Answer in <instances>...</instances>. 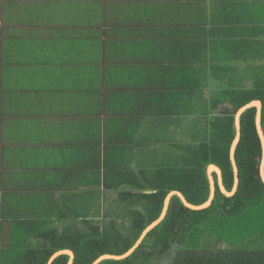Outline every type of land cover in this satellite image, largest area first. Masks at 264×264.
Returning <instances> with one entry per match:
<instances>
[{"label":"trees","instance_id":"16d2710c","mask_svg":"<svg viewBox=\"0 0 264 264\" xmlns=\"http://www.w3.org/2000/svg\"><path fill=\"white\" fill-rule=\"evenodd\" d=\"M78 1L85 7L75 13L77 23H101L100 31L104 24H111L116 31L105 27L106 33L112 31L122 38L124 34L130 40L134 36L135 46H141L137 55L141 62H152L157 82L144 88L142 103L137 108L134 105L137 110L130 117L110 115L114 107L110 102L105 105L101 94L118 82L96 64L86 78L93 94L87 93L82 102H75L79 96L63 104L65 113L74 112L78 117L76 123L66 117L60 125L51 123L46 116L54 110L46 106L44 111L45 105L38 100L51 103L47 89L52 76L41 80L40 66L26 67L43 59L53 63L54 52L67 50L72 39L53 38V29L40 27L53 8L48 7L52 1L39 2L47 7L37 3V8L23 0L8 7L0 1V112L23 115L14 97L20 87L30 97L22 101L24 108H33L31 122L42 126L45 117L51 135L65 129L62 140L78 145L93 140L91 149L97 158L78 172L77 181H63L62 206L58 201L46 203L44 210L36 212V219L14 221L9 245L0 252V264H48L62 249L75 253L73 264H93L103 254L125 253L160 217L173 190L195 205L209 199L210 165L221 169L226 190L233 191L230 150L236 136L235 116L242 106L253 100L262 102L264 130V0ZM2 21H9L14 30ZM46 21L53 22V17ZM116 58L108 62L113 70ZM26 70L36 76L30 84L20 85ZM31 83L38 87L36 91L27 90V86L33 87ZM7 85L13 88L11 94ZM256 112L252 107L241 115V139L235 154L239 184L234 194L221 190L213 172L216 193L209 207L190 209L175 195L164 220L132 255L100 264H201L209 256L220 261L240 260L246 254L245 246L252 242H247L251 235L234 244L230 235L213 229L212 221L217 227L225 221L228 225L249 205L258 211L251 209L248 214L253 211L264 218L263 147ZM92 155H86L83 162ZM70 181L78 183V188L69 191ZM14 193H4L6 208L16 204ZM67 216L72 219L66 220ZM220 242L229 245L221 250ZM69 259L62 254L53 264H68Z\"/></svg>","mask_w":264,"mask_h":264},{"label":"crops","instance_id":"0c3cea01","mask_svg":"<svg viewBox=\"0 0 264 264\" xmlns=\"http://www.w3.org/2000/svg\"><path fill=\"white\" fill-rule=\"evenodd\" d=\"M0 1L6 2V7H8L15 0ZM23 1L29 2L37 8V3L39 6V2L45 0ZM50 1L52 3L50 2L48 7L51 4L53 8L47 11V13L50 12L47 18L49 20V16H52L53 22L45 21V24L48 22L49 25H52L53 38L60 36L72 39V42L68 44L70 47L67 50L54 52L55 61L53 63L45 62L47 60L43 59L44 68L42 63L36 62L35 64L28 63L26 67V69H39L40 66L42 70L41 80H47L48 75L52 76L51 85H49L51 88L47 89V92L51 94V103L47 105L44 100H38L42 103V107L43 104L45 105L43 107L44 111L46 106L54 110L49 116H46L47 119L51 123L58 122L60 125L66 117L68 120L70 119V122L72 121V124L76 123L78 117L74 112L65 113L66 106L63 104L77 99L79 96L81 97L75 102H82L87 97V93L93 94L94 91L89 90L90 84L86 78L89 77L96 64L104 66L107 69L108 77L110 79L116 78L118 82L117 85L109 87L101 94L102 102L105 105L110 102L109 104L114 107V112L109 114L130 117L129 115L137 110L134 105L137 108L138 103H142L141 95L145 93L144 88L150 87L153 82H157V78L153 77L157 69L152 68V62H141L140 56L137 55V49L141 46H135V37L132 36L130 40L128 36L122 35L118 30L123 38L115 35L112 31L106 33L105 27H107V30L116 31L111 24H104L103 31H100L101 23L91 20H83V22L77 23L75 13L82 11L85 7V4L81 1L79 3L78 0ZM43 6L47 7L45 4H40L39 7ZM59 7H63L64 10H60ZM1 8L2 5H0ZM1 23L14 30L9 21H2ZM11 34L13 36L14 33ZM6 38L12 37L6 36ZM124 38H126L125 41ZM114 57H117L115 61H119L115 63L116 65L113 66L115 69L113 70L108 62L110 63ZM47 64H50V67H47ZM66 74H71L69 76L72 81L70 88L66 86ZM1 75L2 73H0V77ZM24 76L25 79L23 80ZM35 76L26 70L22 73V80L19 84H30ZM31 84L33 87L31 88L29 85L27 90L28 88L31 90L38 89L33 83ZM11 89L13 88L7 85L6 90L9 93ZM21 91L22 89L19 87L14 97L23 108V115H18V111L15 113L10 111L9 114H4L3 109L0 112V220L2 222L0 226V252L9 245V234L15 220L36 219V212L44 210L43 205H46V203L58 201L62 206L63 181L67 178L77 181L78 172L86 170L97 159H94L96 154L91 149L94 144L93 140L84 141L81 145H78L62 140V134L66 132L65 129L51 135L50 130L45 126V117H43L42 126L38 127L31 122L33 108H24V102L22 101H26L30 97ZM40 116L38 115V117ZM20 118L22 119L19 120ZM73 119L75 120L73 121ZM89 153L93 155L83 162L84 157ZM77 156H79L78 159H76ZM67 159L70 160V165L67 163ZM63 168L66 170H62ZM73 181H70L69 191L78 188V183ZM83 181L85 182L86 179L83 178ZM7 191L15 192L14 194L18 196L16 204L14 203L8 208L4 206L6 203L4 193ZM31 205H35L32 206L34 209ZM249 216L250 221L239 220V224L233 226V229L237 227L239 230L247 223L260 224L264 222V218H260L258 213L255 216ZM68 218L72 219V217L67 216L66 220ZM229 239H231L230 236ZM247 240V242H252L249 246H245L247 249L246 254L240 257V260L220 261L209 256L205 263L201 264H264V228L252 234ZM228 245L226 242H220L217 246L223 250ZM150 263L163 264L154 261H150Z\"/></svg>","mask_w":264,"mask_h":264},{"label":"water","instance_id":"95a60500","mask_svg":"<svg viewBox=\"0 0 264 264\" xmlns=\"http://www.w3.org/2000/svg\"><path fill=\"white\" fill-rule=\"evenodd\" d=\"M255 107L257 109L256 112V126H257V131L259 134V137L261 139V143H262V147H263V155H262V161H261V166H260V173H261V177L262 180L264 181V130L262 127V102L260 100H253L247 104H245L244 106H242L238 112L236 113L235 116V125H236V136L233 140L232 146H231V150H230V157H231V162L233 165V169H234V175H235V186L233 191L228 192L223 184V177H222V172L221 169L218 166L215 165H210L208 167V173H209V178H210V182H211V193H210V197L209 199L200 205H195L192 204L191 202H189L184 194L178 190H173L172 192L169 193V195H167L166 199H165V203H164V207H163V211L160 215V217L155 220L154 222H152L149 226H147V228L143 231V233L141 234L140 238L136 241V243L125 253L121 254V255H115V254H103L100 257H98L93 264H100L102 261L104 260H110V259H115V260H122L125 259L127 257H129L130 255H132L135 250L140 246V244L142 243V241L144 240V238L146 237V235L156 226H158L166 217L169 206H170V202L171 199L177 195L182 202L184 203V205H186L187 207H189L190 209L193 210H201V209H205L207 207H209L214 198H215V193H216V181L214 179L213 176V172H216L218 175V182H219V186L221 188V190L226 193L227 195H232L235 193V191L237 190L238 184H239V169L237 166V162H236V149L237 146L240 142L241 139V115L249 108ZM62 254H66L69 255L70 259L68 261V264H73L74 259H75V253L71 250V249H62L57 251L49 260L48 264H52L53 261L60 255Z\"/></svg>","mask_w":264,"mask_h":264},{"label":"rangeland","instance_id":"374dc122","mask_svg":"<svg viewBox=\"0 0 264 264\" xmlns=\"http://www.w3.org/2000/svg\"><path fill=\"white\" fill-rule=\"evenodd\" d=\"M78 3H79V1H78ZM59 9L60 10H64L63 7H59ZM72 13H75V12H72ZM47 19L48 18H45V21ZM40 27H44V28H47V29H51L52 28V25H49L48 23H46V24L45 23H41L40 24ZM118 61L119 60H117L116 62H118ZM42 65H43V63H42ZM44 67L45 66L43 65V68ZM70 75L71 74H66V83H67L66 86H68L69 88H70V85L72 84V81L69 78ZM261 202H264V197L261 199ZM258 206H259V204H258ZM250 207H251V205H249L247 207L248 209L245 212L240 213L235 218H232V220H229L228 225H226V222L227 221H225V222L220 223L218 225V227H217V224L212 221L213 229H214V226H215V228H217L219 231H223V233L225 235H230V237H231L230 241L232 243H234V244H237V243L241 242L246 237H248V236L254 234L255 232H257L258 230L264 228V222H263V223H260V224H258V223H247L243 228L239 229V231L238 230L235 231V229H230L231 227L234 226L233 225V222H236V221H239V220L244 221V222H248V221L251 220V218H250L249 215H253L254 213H256L258 211V210H256L258 207H256V206H254L253 208H250ZM263 207H264V205H263ZM251 209L254 211V213H253V211H252V213H250V211H249V214H248V210H251ZM55 224L58 225V223H55ZM39 240H40V242H43L44 241V239L42 238V236L39 237Z\"/></svg>","mask_w":264,"mask_h":264},{"label":"clouds","instance_id":"9594fccd","mask_svg":"<svg viewBox=\"0 0 264 264\" xmlns=\"http://www.w3.org/2000/svg\"><path fill=\"white\" fill-rule=\"evenodd\" d=\"M222 172V171H221ZM222 177H223V173H222ZM215 179V178H214ZM216 181V180H215ZM217 182H218V178H217ZM219 183V182H218ZM229 192V191H228ZM53 264V263H52Z\"/></svg>","mask_w":264,"mask_h":264}]
</instances>
